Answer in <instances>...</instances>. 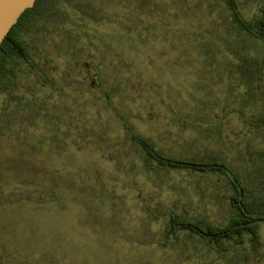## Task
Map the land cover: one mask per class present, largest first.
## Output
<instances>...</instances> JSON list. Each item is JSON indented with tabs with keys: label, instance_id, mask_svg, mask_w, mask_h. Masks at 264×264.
Segmentation results:
<instances>
[{
	"label": "rangeland",
	"instance_id": "374dc122",
	"mask_svg": "<svg viewBox=\"0 0 264 264\" xmlns=\"http://www.w3.org/2000/svg\"><path fill=\"white\" fill-rule=\"evenodd\" d=\"M230 1H105L97 20L21 33L51 62L34 95L0 93V264H264V220L256 249L248 234L226 250L165 238L170 213L224 227L237 193L220 171L160 166L130 136L224 165L264 215V40L250 31L264 0Z\"/></svg>",
	"mask_w": 264,
	"mask_h": 264
},
{
	"label": "trees",
	"instance_id": "16d2710c",
	"mask_svg": "<svg viewBox=\"0 0 264 264\" xmlns=\"http://www.w3.org/2000/svg\"><path fill=\"white\" fill-rule=\"evenodd\" d=\"M112 0H35L33 7L26 9L18 18L17 22L11 27L8 34L0 43V93L14 97L15 101L21 97L18 96L17 90L24 87L34 95L35 85H47L49 83V66L51 59L46 52H40L36 44H30L21 37L24 31H31L40 34V31L47 28L46 22L59 24L56 21L63 22L71 17V13L80 17H87L97 20L98 13L103 7V2ZM124 1V0H123ZM135 2L144 3V0H134ZM146 2V1H145ZM226 3L233 6L232 1L226 0ZM261 15L253 24L257 27L255 30H250L253 35L260 33L264 40V7L261 9ZM239 24H245L240 21ZM244 29L245 26H244ZM36 41V40H35ZM36 43V42H35ZM264 65V56H263ZM31 74L34 82L20 85L22 74ZM131 138L138 142L144 149L148 158H153L158 161V164L169 168H188L194 171H220L226 175L231 187L236 191L237 195L232 199L233 206L236 209V215L230 218L227 224L222 228H217L214 225L202 227L197 222L181 221L172 213L168 227L165 230V238L169 236L175 237L178 231H185L196 237L207 240L208 243L221 245L222 250H226L229 244H222L223 239L231 240L235 244H240L244 240V235H250V241L254 249L260 247L257 223L264 220V215L253 216L245 210L241 199L238 187L241 189L239 180L230 169L217 162L204 163L197 161L175 160L164 157L154 150L151 145L144 139L130 134Z\"/></svg>",
	"mask_w": 264,
	"mask_h": 264
},
{
	"label": "water",
	"instance_id": "95a60500",
	"mask_svg": "<svg viewBox=\"0 0 264 264\" xmlns=\"http://www.w3.org/2000/svg\"><path fill=\"white\" fill-rule=\"evenodd\" d=\"M34 2L35 0H0V43L23 11L33 7Z\"/></svg>",
	"mask_w": 264,
	"mask_h": 264
},
{
	"label": "flooded vegetation",
	"instance_id": "af4514ba",
	"mask_svg": "<svg viewBox=\"0 0 264 264\" xmlns=\"http://www.w3.org/2000/svg\"><path fill=\"white\" fill-rule=\"evenodd\" d=\"M238 190H239V192H240V195H241V193H242V191H241V189L238 187Z\"/></svg>",
	"mask_w": 264,
	"mask_h": 264
},
{
	"label": "crops",
	"instance_id": "0c3cea01",
	"mask_svg": "<svg viewBox=\"0 0 264 264\" xmlns=\"http://www.w3.org/2000/svg\"><path fill=\"white\" fill-rule=\"evenodd\" d=\"M194 171V170H193ZM201 172H204V171H201ZM233 189V188H232Z\"/></svg>",
	"mask_w": 264,
	"mask_h": 264
}]
</instances>
